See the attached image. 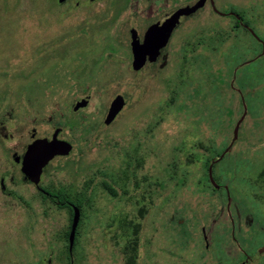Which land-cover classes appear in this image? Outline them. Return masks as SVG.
Returning a JSON list of instances; mask_svg holds the SVG:
<instances>
[{
	"label": "rangeland",
	"instance_id": "374dc122",
	"mask_svg": "<svg viewBox=\"0 0 264 264\" xmlns=\"http://www.w3.org/2000/svg\"><path fill=\"white\" fill-rule=\"evenodd\" d=\"M196 2L184 46L135 72L147 0H0V264H264V0ZM55 128L71 149L38 184L79 204L70 250L67 210L11 157Z\"/></svg>",
	"mask_w": 264,
	"mask_h": 264
},
{
	"label": "water",
	"instance_id": "95a60500",
	"mask_svg": "<svg viewBox=\"0 0 264 264\" xmlns=\"http://www.w3.org/2000/svg\"><path fill=\"white\" fill-rule=\"evenodd\" d=\"M61 2L63 0H57ZM202 0H197L196 5H199ZM193 6L179 8L168 16L159 26L151 25L149 26L145 33L142 44H136L132 48V60H131V69L133 71L138 70L144 63L145 54L148 55V59H154L157 51V46L159 47L165 40L167 32L170 30L171 26L177 20V17L182 13H188V10H191ZM88 100V97L84 96L75 102L72 106V110H76L78 107L84 106ZM123 106V98L121 95H115L109 102V106L103 118V124L110 123L115 115ZM238 122H236L233 130V137L235 136V131L237 128ZM70 144L62 139L57 138L56 133L54 132L50 138L38 137L34 138L29 142L22 155L12 154L13 161L19 163V171L22 174L23 178L31 182L34 185H37L39 176L43 167L56 155H66L70 150ZM210 165L208 166L209 179L214 186L215 183L210 175ZM79 219V211L77 208H72V216L69 226V231L67 235V248L71 249L75 227Z\"/></svg>",
	"mask_w": 264,
	"mask_h": 264
},
{
	"label": "flooded vegetation",
	"instance_id": "af4514ba",
	"mask_svg": "<svg viewBox=\"0 0 264 264\" xmlns=\"http://www.w3.org/2000/svg\"><path fill=\"white\" fill-rule=\"evenodd\" d=\"M195 1L196 0H147V3H146V5L144 6L143 9L141 8L140 10H132L133 15L129 18L128 23L126 22L125 28H124V30H125V32H127V36H128L127 45L129 47V50H130L131 60H132V48L136 44H139V45L142 44L143 38H144V33H145L146 29L149 26L154 25V24L156 26H159L173 12H175L176 10H178L179 8H182V7H190V6H192V4H194ZM135 3H136V1H135ZM159 3H161V4H159ZM212 10H213V6H212ZM231 13L236 15L237 16L236 18H238L240 20L241 15L238 14V12L231 11ZM119 16H120V14H119V11H118V13L115 16H112V18H109V20L112 19V21L114 22L116 20V18H118ZM183 16L184 15L180 14L177 17V20L174 22V24L171 26L170 30L167 32V35H166V38H165L164 42L159 47L157 46L156 54L157 53L161 54L162 50H164V49L167 50L169 48H173V46H175L174 47L175 49H181L184 46L185 42L183 41V37L179 38L177 40V42L172 41V35H173L175 29L178 30L180 28V26H182V24H183V18H182ZM146 56L148 57L147 54H145V57ZM130 63H131V61H130ZM138 70H136L135 72H137ZM84 96L88 97V100L86 102V104H87L88 101H89V95H84ZM123 105H124V99H123ZM84 106L78 107L77 109L82 108ZM108 106H109V104H108ZM76 110H73V111H76ZM106 111H107V109H106ZM54 132L56 133V136L58 138V133H59L58 128H55L53 130V132L51 133V135ZM51 135H50V137H51ZM50 137H45V138H50ZM28 138H29L28 141L25 142V144L22 145L23 147H22V150H21L19 156L22 155L23 151L25 150L26 145L29 142H31L34 138H38V137L34 136V129H32L31 132L29 133ZM70 149H71V147H70ZM13 153H16V152H12L11 153V157H12ZM16 155H18V154L16 153ZM59 156H63V155H56L52 159H54L56 157H59ZM51 160H49V161H51ZM44 167H43V169H44ZM125 174H126V171H125ZM262 174H264V173H262ZM21 177H22L23 180L27 181L26 179L23 178L22 174H21ZM39 178H40V176H39ZM262 179H264V175H262ZM27 182L32 184L29 181H27ZM38 183H39V180H38ZM38 183H37V185L32 184V185H34V187H36L38 194L41 197L48 199L51 204L57 206L58 205L57 201H51V199H50V196H54L55 194L50 193L45 187L40 186ZM101 184H102L103 188H105L106 190H108L110 192H113L112 188L110 187V185H109V183L107 181H102ZM217 185L218 184H216V186ZM216 186H214V187H216ZM0 187L4 191V188L2 186V176L0 177ZM65 203H66L65 204L66 207H61V208L66 209L67 212H68V209L70 210V216L69 217H70V221H71L72 208L75 207L79 211L80 207H79V204H77L76 201L71 200L67 196H66ZM249 223H250V220L248 221L247 225H250ZM77 224H78V222H77ZM69 226H70V223H69ZM75 230H76V227H75ZM68 231H69V227H68ZM68 231H67V235H68ZM202 233H203V236H204V231L203 230H202ZM67 235H66V237H67ZM74 235H75V232H74ZM261 251H264V246H260L259 245L257 247V249H256V252L257 253H261ZM241 253L243 255V259L241 261H239L237 264H250L252 262V260H253V256L251 254L247 253V252H244V251H241Z\"/></svg>",
	"mask_w": 264,
	"mask_h": 264
},
{
	"label": "trees",
	"instance_id": "16d2710c",
	"mask_svg": "<svg viewBox=\"0 0 264 264\" xmlns=\"http://www.w3.org/2000/svg\"><path fill=\"white\" fill-rule=\"evenodd\" d=\"M50 199H51V201H57V203H58L57 207L58 208L66 207V205H65L66 204L65 203L66 196L64 194H62V193L55 194L54 196H50ZM68 215L70 216V210L69 209H68Z\"/></svg>",
	"mask_w": 264,
	"mask_h": 264
}]
</instances>
